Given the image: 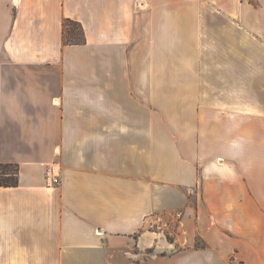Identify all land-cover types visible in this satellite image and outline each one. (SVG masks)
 I'll return each instance as SVG.
<instances>
[{
  "label": "crops",
  "instance_id": "1",
  "mask_svg": "<svg viewBox=\"0 0 264 264\" xmlns=\"http://www.w3.org/2000/svg\"><path fill=\"white\" fill-rule=\"evenodd\" d=\"M0 163V264H264V0H0Z\"/></svg>",
  "mask_w": 264,
  "mask_h": 264
},
{
  "label": "built area",
  "instance_id": "2",
  "mask_svg": "<svg viewBox=\"0 0 264 264\" xmlns=\"http://www.w3.org/2000/svg\"><path fill=\"white\" fill-rule=\"evenodd\" d=\"M44 182L46 187H55L59 184L60 179L53 167H48L44 172ZM181 213L177 212L173 215H148L145 218V225L149 232L154 235L165 238L166 232L170 231L171 225L175 222L181 224Z\"/></svg>",
  "mask_w": 264,
  "mask_h": 264
},
{
  "label": "trees",
  "instance_id": "3",
  "mask_svg": "<svg viewBox=\"0 0 264 264\" xmlns=\"http://www.w3.org/2000/svg\"><path fill=\"white\" fill-rule=\"evenodd\" d=\"M67 24H73L78 29V37L77 35H72L73 38L70 42L71 44H82L84 42L83 33L79 27V25L67 22L65 23V34H68L66 31ZM64 34V41H65ZM18 172L19 166L16 164H3L0 163V187H15L18 184Z\"/></svg>",
  "mask_w": 264,
  "mask_h": 264
},
{
  "label": "rangeland",
  "instance_id": "4",
  "mask_svg": "<svg viewBox=\"0 0 264 264\" xmlns=\"http://www.w3.org/2000/svg\"><path fill=\"white\" fill-rule=\"evenodd\" d=\"M66 31H67L68 34H65V43H68V42H70V41L72 40V38H73L72 35H73V34H74V35H77V37H78V29H77V27L74 26L73 24H67ZM177 212L181 213V215H182L181 220H180V222L182 223L183 212H181V211H176V212H173V213H170V214H149V215H173V214H175V213H177ZM147 216H148V215H147ZM147 216H146V217H147ZM146 217H145V218H146ZM144 223H145V221H144ZM144 225H145V224H144ZM180 226H181V224H179L178 222L173 223V224L171 225L170 231H169V232H166V234H165V238H166V239H163L162 236H157V235H154V234H152L151 232H149V231L147 230V228H146V225H145V231H147L148 233L152 234V235L155 237V239H156L157 241L161 240V241H164L165 243H169V242L172 241L175 231H176ZM199 244H200V242H199Z\"/></svg>",
  "mask_w": 264,
  "mask_h": 264
}]
</instances>
